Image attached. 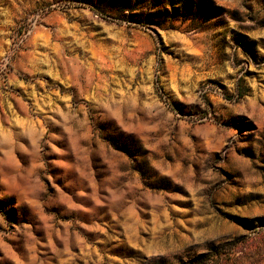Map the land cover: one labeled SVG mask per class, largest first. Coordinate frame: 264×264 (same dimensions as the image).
Segmentation results:
<instances>
[{"label":"rangeland","instance_id":"1","mask_svg":"<svg viewBox=\"0 0 264 264\" xmlns=\"http://www.w3.org/2000/svg\"><path fill=\"white\" fill-rule=\"evenodd\" d=\"M0 264H264V0H0Z\"/></svg>","mask_w":264,"mask_h":264}]
</instances>
